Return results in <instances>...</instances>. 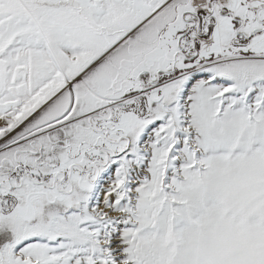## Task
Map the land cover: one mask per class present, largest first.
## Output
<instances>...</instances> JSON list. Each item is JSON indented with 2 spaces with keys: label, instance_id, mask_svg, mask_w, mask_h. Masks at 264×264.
<instances>
[{
  "label": "snow or ice",
  "instance_id": "1",
  "mask_svg": "<svg viewBox=\"0 0 264 264\" xmlns=\"http://www.w3.org/2000/svg\"><path fill=\"white\" fill-rule=\"evenodd\" d=\"M0 264H264V0H0Z\"/></svg>",
  "mask_w": 264,
  "mask_h": 264
}]
</instances>
